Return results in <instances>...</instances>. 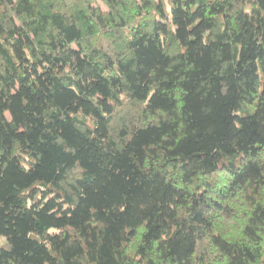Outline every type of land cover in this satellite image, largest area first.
Segmentation results:
<instances>
[{"label": "trees", "instance_id": "16d2710c", "mask_svg": "<svg viewBox=\"0 0 264 264\" xmlns=\"http://www.w3.org/2000/svg\"><path fill=\"white\" fill-rule=\"evenodd\" d=\"M0 264H264V0H0Z\"/></svg>", "mask_w": 264, "mask_h": 264}]
</instances>
